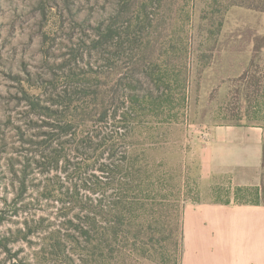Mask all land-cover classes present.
<instances>
[{"label": "rangeland", "instance_id": "rangeland-1", "mask_svg": "<svg viewBox=\"0 0 264 264\" xmlns=\"http://www.w3.org/2000/svg\"><path fill=\"white\" fill-rule=\"evenodd\" d=\"M213 1L0 0V264H181L187 205L264 201L201 178L264 125V0Z\"/></svg>", "mask_w": 264, "mask_h": 264}, {"label": "crops", "instance_id": "crops-1", "mask_svg": "<svg viewBox=\"0 0 264 264\" xmlns=\"http://www.w3.org/2000/svg\"><path fill=\"white\" fill-rule=\"evenodd\" d=\"M201 178L230 176L237 186H264V125L222 126L211 131ZM181 264H264V201L256 205H187Z\"/></svg>", "mask_w": 264, "mask_h": 264}, {"label": "trees", "instance_id": "trees-1", "mask_svg": "<svg viewBox=\"0 0 264 264\" xmlns=\"http://www.w3.org/2000/svg\"><path fill=\"white\" fill-rule=\"evenodd\" d=\"M215 2H216V0L213 1V3H215ZM232 6H239V7H245V8L247 7L250 9L251 2L249 0H228L226 8L232 7ZM222 14L223 13H221L219 10H216V9L213 10L212 9L210 12L204 13L201 20L206 21L207 25H209L210 28L214 27L215 23H217V26L219 27L222 25V22L218 20V16L221 19V18H223ZM209 34L212 35L211 30H210ZM258 47H260V46L258 45ZM185 85L186 84H185V80H184V91H185ZM183 98H184V100L186 99L185 94H183ZM239 190H240V188H239ZM256 195L258 196V190H257ZM256 204H257V202H256ZM256 204H253V205H256ZM241 205H248V204H241Z\"/></svg>", "mask_w": 264, "mask_h": 264}]
</instances>
